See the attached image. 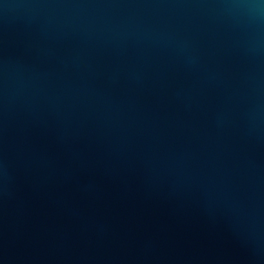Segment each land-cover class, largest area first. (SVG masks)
Segmentation results:
<instances>
[{
  "label": "water",
  "instance_id": "95a60500",
  "mask_svg": "<svg viewBox=\"0 0 264 264\" xmlns=\"http://www.w3.org/2000/svg\"><path fill=\"white\" fill-rule=\"evenodd\" d=\"M0 264H264V0H0Z\"/></svg>",
  "mask_w": 264,
  "mask_h": 264
}]
</instances>
